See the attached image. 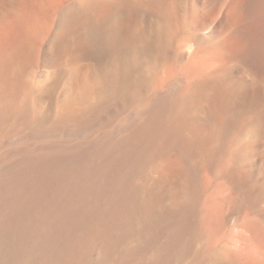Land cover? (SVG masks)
I'll use <instances>...</instances> for the list:
<instances>
[{"label":"bare ground","instance_id":"6f19581e","mask_svg":"<svg viewBox=\"0 0 264 264\" xmlns=\"http://www.w3.org/2000/svg\"><path fill=\"white\" fill-rule=\"evenodd\" d=\"M72 4L81 10L88 49L94 47L104 57L113 58L115 73L105 78L98 70V75H94L90 67L67 71L68 79H73L75 85L71 83L64 88L59 112L49 121L41 115L37 117V130L45 131L53 143L34 148L29 153L26 151L15 167L1 172L3 199L0 203L7 211L0 217V264H126L122 257L125 252L121 254L120 246L123 233L134 225L136 212L135 191L132 192L128 185L131 166L134 168L144 161L141 157L149 150L146 146L156 128V132L173 137L171 140L177 137L178 125L180 122L182 125L186 117H183V111L185 113L204 96L208 84L219 82L220 76L225 74V56L215 52V48L207 53L202 45L208 40L229 45L245 43V22L248 19L264 21V0H74ZM181 32L185 38L176 45L177 34ZM195 32L203 38V43L192 42ZM184 47H189V55L181 71L177 69V60ZM144 63H148L147 66ZM140 68L151 73L142 94L137 89L124 92L121 88L117 95L103 96L104 84L110 80L114 83L112 79L125 83L130 71ZM181 75L185 77L182 82ZM173 78H176L175 87L167 95L166 103L157 104L159 96L146 95L147 91L160 89ZM237 83L234 96L224 83L217 89V99L226 104L223 111H213L218 120L227 111L231 97L239 101L249 96L247 90L251 80L241 76ZM121 101L129 106L141 103L140 109L128 114L123 124L119 122L112 132L104 133L106 124L118 117L119 108L123 107ZM2 109L0 116L5 114ZM179 110L181 119L180 116L172 117ZM143 116L140 124L138 119ZM263 116L261 111L257 119ZM165 117L163 126H159V120ZM136 122L140 124L139 129H134L138 127ZM192 141L193 138L181 137L180 143L184 146ZM141 142L143 146L137 147ZM122 197L126 200L124 209L118 204ZM154 205L151 201L146 202L144 215H141L148 219ZM30 209L33 215H27ZM183 218L181 233L186 227ZM179 229H166V244L154 250V257L141 264L172 261L178 264L180 256L186 255L192 245L191 240L185 241L175 252L172 240L179 234ZM232 245L236 247L231 242L214 250L202 246L196 248L189 264H245L248 255L235 254Z\"/></svg>","mask_w":264,"mask_h":264},{"label":"rangeland","instance_id":"374dc122","mask_svg":"<svg viewBox=\"0 0 264 264\" xmlns=\"http://www.w3.org/2000/svg\"><path fill=\"white\" fill-rule=\"evenodd\" d=\"M73 1L0 0V109L3 108L5 113L0 116V175L8 167H15L21 156L30 150L53 143L45 131L37 130V117L41 115L49 121L59 112L64 88L71 83L75 85L73 79H68L67 71H81L90 67L94 75L99 72L105 78L115 73L113 58L104 57L94 47L88 49L84 39V22L80 18L81 10L73 6ZM196 35L195 32L197 39L192 38V42L203 43V38ZM244 36L245 43L229 45L208 40L204 43L206 46L202 45L207 53L216 49L215 52L225 56L224 76H220L219 82L208 84L204 96L185 113L183 111V117H186L183 124L180 122L178 125L177 137L171 140L173 137L156 132V128L151 133L154 140L151 139L152 142L146 146V150H149L147 153L144 151L145 159L141 157V161H144L134 168L131 166L129 181L132 183L128 182V185L132 192L135 191L137 213H134L132 229L122 236L120 251L121 254L125 252L122 257L126 264H141L143 260L154 257L155 251L166 244V229H179L181 217H184L186 227L183 233L180 228V235L172 240L176 247L173 249L176 252L188 240L192 241V245L186 255L180 256L178 264L193 261L196 248L202 246L214 250L223 243L231 242L236 246L232 245L235 254L243 252L248 255L245 264H264V116L257 119V114L264 112V21L248 19L244 24ZM183 38L185 34L178 33L176 45ZM188 48L181 49V58L177 60V69L181 71L186 66L184 62L187 63ZM253 48L257 50L253 51ZM142 69L131 70L125 83L112 79L114 83L110 80L104 84L103 96L117 95L121 88L124 92L137 89L142 94L151 77V73ZM241 76L248 77L252 82L248 85L251 90L249 87L247 90L249 98L246 96L238 101L231 97L227 111L218 120L213 111H223L226 104L217 99V89L224 83L231 95L235 94L233 89ZM181 78V82L184 81L183 75ZM175 80L173 78L160 89L147 91L146 95L151 97L155 94L161 100L157 104L166 103L167 95L175 87ZM5 98L7 101L3 102ZM120 103L123 107L119 108L118 117L106 124L104 133L112 132L119 122L123 124L128 114L138 112L141 104H136L139 105L137 107L129 106L127 102ZM175 115L172 114V117L180 116L181 119V110ZM166 117L159 120V126H163ZM143 118L138 119L140 124ZM139 123L134 129H139ZM181 137L193 138V141L183 146ZM139 146H143L142 142L137 144ZM1 195L0 190V199H3ZM125 201L123 197L118 201L120 209L126 207ZM148 201L155 205L147 219L142 215L144 204ZM5 211L7 209L0 203V217ZM13 212L18 213L16 210ZM30 214L33 215V212L27 215ZM143 246L146 247L145 251ZM172 263L177 264L175 261L168 264Z\"/></svg>","mask_w":264,"mask_h":264}]
</instances>
